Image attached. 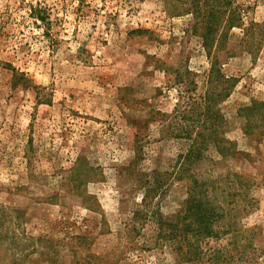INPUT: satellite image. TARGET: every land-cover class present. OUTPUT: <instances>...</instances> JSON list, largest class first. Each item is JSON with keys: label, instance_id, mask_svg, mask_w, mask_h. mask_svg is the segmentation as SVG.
Returning a JSON list of instances; mask_svg holds the SVG:
<instances>
[{"label": "rangeland", "instance_id": "rangeland-1", "mask_svg": "<svg viewBox=\"0 0 264 264\" xmlns=\"http://www.w3.org/2000/svg\"><path fill=\"white\" fill-rule=\"evenodd\" d=\"M252 101L264 0H0V264H264ZM189 177L228 202L198 262L158 229Z\"/></svg>", "mask_w": 264, "mask_h": 264}, {"label": "trees", "instance_id": "trees-1", "mask_svg": "<svg viewBox=\"0 0 264 264\" xmlns=\"http://www.w3.org/2000/svg\"><path fill=\"white\" fill-rule=\"evenodd\" d=\"M195 11L197 12V9ZM251 104L253 106L248 111L258 105L264 113V102L255 103L252 101ZM189 167L185 163L181 172L188 173ZM186 181L188 186L183 210L168 221L166 229L163 223L158 222V229L159 235H163V238L168 236L176 243L174 246L175 255L177 254L176 259H180L179 256H185L188 262H198L202 254L200 243L207 237H215L214 226L223 217L218 209L223 211L220 205H228V202L225 193L218 191L215 187L217 181H199L194 177H189ZM214 190L220 194V204L217 200L218 197L212 195ZM165 232H168L166 236ZM219 254L221 253L214 252L213 259L218 261Z\"/></svg>", "mask_w": 264, "mask_h": 264}]
</instances>
